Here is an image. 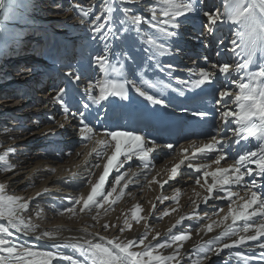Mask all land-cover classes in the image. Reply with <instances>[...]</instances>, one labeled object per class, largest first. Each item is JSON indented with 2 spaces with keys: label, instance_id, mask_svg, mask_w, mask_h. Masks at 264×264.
<instances>
[{
  "label": "bare ground",
  "instance_id": "obj_1",
  "mask_svg": "<svg viewBox=\"0 0 264 264\" xmlns=\"http://www.w3.org/2000/svg\"><path fill=\"white\" fill-rule=\"evenodd\" d=\"M158 1L161 2V0ZM41 2H43V0H4V7L0 9V60L3 57L5 61L8 62V55H10L8 52L18 45L14 44V41H18L17 39L26 43L25 45L27 48L34 51L33 54H31V57L36 58L35 53L40 51V45L37 43H40V41H38V34L33 29L37 26L38 28L45 27L47 30H53L58 27L57 30H54V32H56L53 34L55 38L52 36L49 39L50 41L54 39L60 41L61 50H66L67 52H65V54L67 55L71 53L67 56V60L65 61L68 66L64 68L55 67V65L59 66L58 64L60 61L56 64H54L53 60L49 61V58H47V61L41 52L42 60L39 65L22 66V68L17 71L22 70L23 72L18 73L16 71L18 74L11 77L10 81H13V84L11 85L6 82H0V85L2 87L5 86L7 90L12 87L20 88L13 91L9 90L8 93L6 92V96L0 100V106H2V104L4 106L0 107V112L5 110L4 112L7 116H11V113L9 112L14 105L17 109L23 108L22 112L20 109L15 110L16 112L20 111L19 114L21 115L18 116H26L24 120L13 119L15 115L13 117H8V119H10L8 120L9 125H7V123H0V146L4 143H12L13 141H17L15 145H18L28 139H35L36 134H41L44 131L46 127L45 123L48 126L52 125V127L57 126L58 123H62L65 127L47 129L50 132L55 133V135L48 134L46 137L48 136V139L53 141L54 144H58V146L61 145L56 149V152H58L56 155H45L35 152L33 146L27 148H19V146L12 147L15 149V152L11 154L16 158L12 161H8V164L14 165V167L8 171H4V168L0 167V184H3L5 194L16 195L28 199L30 207L26 212L22 213V215H24L26 222H31L33 225L37 226V232L35 235H24L12 229L11 231L14 234L11 237L6 238L15 241L18 244L23 243L25 245H30L34 250H52V240H39L36 239V236L43 231H50L56 237L55 243H67L71 242L74 238L98 239V237H106L109 240L117 238L121 241L126 239L138 240L140 235L145 232L149 234V240H151V238L159 232L161 235L158 240L163 242L167 238L170 229L174 234L190 230V237L184 242V247L181 251L185 253V260L189 259V254L195 258L198 253L195 251L193 252L192 250H194L197 245L203 244L204 242L218 236L223 230L224 225L214 227L213 231L210 233L206 230L200 231V227L204 224L222 219L224 215L228 214L230 207L237 208L241 206L247 198V190L243 186L231 185L226 187L230 188L232 192L237 193V196H233L231 200H229L225 193H221L225 198L216 199L215 196L218 191L217 189L214 190L212 198H210L205 204L203 198L207 196L208 193L206 191L207 185L202 178L203 171H213L217 166L228 167L229 165L234 164L239 154H243L244 151L257 150L256 143L250 140L247 142L241 141L239 146L233 144L232 140L234 138L231 136V133L222 127L223 122L220 120V116L214 114L207 118V123L209 124L207 127H204L205 123L195 124L196 126H199L197 133L184 143L174 145L173 149L170 150L163 146L166 144L173 145V139L169 142L165 138L166 141L164 140V144H161L160 140L152 139L151 135L153 134V128L140 131L141 127L137 128L140 119H129L130 114L136 116H140V114L130 105L121 109L120 106L122 105L120 104L119 97H108L107 100L101 101L99 105H92L91 102L87 100L83 90L88 83H95L97 79H105L104 72L95 64H92L87 72L83 70L84 67L88 66L89 61L96 55H103V48L98 46L92 38H84L79 31L81 27H84L85 22L91 20L92 14L90 13L88 16L80 15L77 17L79 14L71 13L69 10H66L65 5H67V0L64 3V7H61L57 0H52L50 6L43 11V16H45L44 21L39 18L38 20H41L40 23H38L39 25L33 24L31 27L32 30L29 28L32 33L28 36L26 35V37H20L17 34V30L20 29L21 25H25L24 21L21 23V17L26 15L30 16L29 12L31 11V6H39ZM80 2L81 0H78V3ZM205 2L203 0H198L201 11L209 10V12H213L214 7L212 6V0H205ZM101 3L102 0H83L82 6H86V9H83V11L89 8L95 9L99 7ZM117 5L114 6L116 7ZM155 5L157 7L159 6L157 3ZM219 5H222V0ZM123 6L127 7L126 5ZM211 6L212 8L210 10L209 8ZM148 8L152 7H144V10L142 9L139 12H142L143 15H147L148 13L146 12V9ZM205 21L206 17L200 14H195L191 15L188 21L182 24L180 28V37L176 42V44L181 47V53L178 56L161 57L160 63L162 66L173 64L179 66L180 69H187L188 67L193 66L194 60H196L198 67H204L205 65L203 62L196 58L205 55L208 56L210 61H213L218 65L224 62L229 63L233 70L237 63L244 62L245 57L237 59L233 55L234 61L232 64V55L227 54L224 51H221L220 57H214V52L220 50L217 47V40L220 36V32H224L226 36H229L227 41H229L230 38H234L231 28L226 24L217 27L215 29V36L209 38L210 47H215L213 51L208 48L205 53V48L201 43H198L194 39H190V37L198 35L199 31L203 30ZM141 29L142 31H146L144 26H141ZM90 36H92V34H90L89 37ZM34 41H37V43H34ZM227 41H225L226 45ZM74 48L77 49L78 56L75 55L73 51ZM113 48L109 55V64L111 67L113 63L119 66L115 58V53L121 50L117 42L114 43ZM137 48L138 51L135 56L136 65L129 67V62H126L125 64L123 71L126 78L134 81L143 91H146L148 94L154 95L159 99H164L162 95H166L165 103L169 105L168 107L173 111L172 114L175 115V121L173 122L174 129L181 117L183 119L188 118V115L182 113L177 107L185 101V96L188 94H186V90L185 96H180L177 93L178 89H182L183 86L178 83L176 78L186 79L185 72L183 70L176 71L173 73V77L175 78L168 77L165 73L154 68L155 62L147 59V54L144 51L143 45H137ZM17 55H20V53ZM20 60L22 61L23 59ZM1 64L2 63H0V68ZM18 64L16 62L10 67L15 68ZM80 64H82V67L77 68L76 66H80ZM39 70H41L40 74H47L48 72L56 71L58 74L67 77L68 84L65 88L66 95L64 96V102L69 106L70 113H78L80 109L81 111L83 110L86 117H88V113H92V115L85 120V123H89L90 126L95 128L99 135L94 137L91 141L82 139L79 136L78 131H74V129L77 128L78 119L70 114L66 118L60 104L53 102L54 97L59 93V90L58 92L56 90H51L49 95L46 94L49 97L42 92L45 90V86L50 82L52 75H48L49 80L44 84L45 86L40 85V90H38L40 93L44 94L42 95L44 96V99L35 104L34 102L30 104L27 103L26 105H22L23 103L19 104L20 102L18 100L21 95L16 97L14 91L20 93V91L23 90V92H25L29 89L30 85H25L27 87H16L19 84L16 83V81L18 79H28L30 82V79L32 80V78L34 79L38 75L37 73H39ZM81 70L85 72V77L89 79V82L85 81L84 85H80L79 81H76L67 75L68 72L79 71L80 73ZM252 70L256 69L253 67ZM246 71L247 70H244L239 76L232 71L231 76L226 79L240 82V80L244 79V73ZM142 75L144 80L155 84V88H149L146 84L142 83ZM1 78L2 77H0V80ZM108 78H115L111 72V68L109 69ZM244 82H246V80H244ZM82 83L83 82H81V84ZM219 86L221 90L230 91L233 98L238 92V89L235 86H226L225 80H219ZM2 87H0V91ZM129 89L134 90L131 86H129ZM3 90L5 89H2V91ZM157 93H160V95ZM53 94L56 95L53 96ZM92 94L99 95V88H94ZM22 101H24V99H22ZM206 101L207 98H205V103ZM84 104H89L87 110L83 108ZM208 105L209 107H213L212 103H209ZM228 107L236 110L235 105L231 103ZM49 117H54L57 123H53ZM36 122H38L40 126H38L36 131H32L33 126L37 128ZM228 123L229 127H236L232 118L229 119ZM218 124L221 125L219 128L217 127ZM111 130L134 132L142 137H146L149 146H151V141H155L156 144L161 147L156 148L149 154L148 159L151 163L147 169L143 167L142 162L136 157H134L133 160L126 162L124 167L120 169V172H125L131 169L128 176L125 177L126 180H129V186L124 189V195L114 206L108 208V206L105 205L104 208L98 210L100 213L99 216H97L96 209L81 212L79 205L75 206L74 213H69L66 209L73 207L71 203L72 200L79 198L81 195L86 197L90 193L91 185L88 184L87 181L91 180L95 183L102 174L103 165L106 163V157L98 158L96 152H93L92 149L95 147L97 152H99L103 148V145L98 144L97 141L106 139L103 134L106 131ZM171 134L172 133H170L169 136H171ZM212 136H216L217 140L227 137L229 141L223 145L227 153L226 162L221 161L219 165L213 163L216 153H196L194 147V144L203 147L205 144L211 142ZM38 142H40V139ZM184 150L187 151L185 152ZM6 151L7 150L0 155H3ZM19 151H22V153L17 155V152ZM107 151L110 154L112 149L108 148ZM185 156H187L188 159H186L184 164L178 169L177 175L174 178H170L171 168L178 164L181 159H184ZM50 158H52V160H49ZM121 159H123V157H121ZM96 164H99L100 167H95ZM189 164H192L193 167H188ZM197 165H205L209 167L206 169L202 168L197 172L195 168ZM252 167H255V165H252ZM73 173L76 175L73 176ZM186 173L187 175L182 179ZM116 174L117 173L114 170L109 176L108 184L105 186L106 190H109L108 185L111 184L113 177ZM198 178L201 181L199 185L195 183ZM256 179L260 181L261 178L257 176ZM248 180L249 178L245 177V181L247 182ZM164 181H168V183H164ZM174 181H176V184H171V182ZM211 182L212 178L209 177L208 183ZM123 183L124 182L122 181V184ZM176 185H178V187L175 193H178L179 197L182 195L181 199L176 201V203L172 202V204L164 201L162 195H165L166 192H163V190L166 189L167 186L174 187ZM37 193H40L41 195H37ZM232 200L235 201V204L231 202ZM136 205H140L144 209L141 216L145 217V219H142L139 222H137L133 216ZM197 205H199V207H197ZM221 209L222 211H220ZM159 211H162L163 216L160 217L157 215ZM166 211L168 214L164 215ZM247 211H252V209H248ZM205 214H207V218H205ZM197 215H201V217ZM181 217H185V219L177 225L176 222L180 220ZM188 217H192V219H188ZM253 219L257 223L260 221L259 216H256ZM125 220L132 224V228L127 229L125 227V230L121 232L120 228L124 227ZM0 222L6 223L3 218H0ZM225 223L231 224V218ZM242 223V221H238L237 226L242 225ZM105 224L109 225L106 229L103 227ZM113 225H115V227H113ZM174 225L176 226L173 227ZM92 234L98 235L97 237H93ZM232 239H235V237L227 238L226 241H221V243L231 242ZM259 239L261 242H264V237ZM152 242L156 243V241ZM142 247L143 246L138 245L134 250H140ZM249 247H252L253 254L256 257L254 264H260L261 257L258 245L254 242H249ZM238 250L241 249H233V251ZM56 251L61 255H68L73 256L75 259H82L81 254L70 247H60L56 249ZM160 251L162 254L167 255L171 254L172 249H163ZM227 252L228 250L226 249L219 256H213L210 261H203V264H222L227 258ZM0 255L7 254L0 252ZM65 261L66 260H53L52 264H62ZM66 262L70 264L69 261Z\"/></svg>",
  "mask_w": 264,
  "mask_h": 264
},
{
  "label": "snow or ice",
  "instance_id": "obj_2",
  "mask_svg": "<svg viewBox=\"0 0 264 264\" xmlns=\"http://www.w3.org/2000/svg\"><path fill=\"white\" fill-rule=\"evenodd\" d=\"M134 0H102L100 5V15H95L92 20V39L99 41L103 45V55H96L89 61L88 66L83 70L87 72L88 68L95 64L105 74L104 80L97 79L95 83H88L84 88V93L87 100L92 105H99L101 101L107 100L108 97H119L120 100H128L129 86L141 97L153 105H163L167 108L169 105L164 99H159L154 95L143 91L140 86L126 78L124 73L125 62H129L128 66L136 65L137 45H143L144 51L147 54V59L154 61V68L165 73L168 77H173L176 71H184L186 79L176 78L178 83L183 86L178 89L180 96H185V90H189L185 101L177 107L184 114L191 117L192 124H202L207 122L209 116L218 114L223 122L222 127L231 133L234 138L233 144L240 145L241 141H254L257 150L244 151L239 154L235 163L228 167L217 166L215 170L203 171L202 178L207 185L204 203L206 204L214 190L216 199H224L226 197L231 200L233 196H237L230 188L226 186L241 185L246 191V199L244 203L237 207L229 209L228 214L222 219L204 224L200 227V231L212 232L214 227L224 225L220 234L213 239H210L203 244H199L192 251L198 253L195 258L189 254V259L185 260L181 250L190 237V230L179 234L172 233L169 230L167 238L161 242L158 240L160 233L149 240L147 232L142 233L140 238L109 240L106 237H98V239L74 238L71 242L55 243L56 237L50 231H43L36 236V239H50L52 250H34L32 246L23 243H16L6 237H11L14 233L12 229L24 235H35L37 226L31 222H26L22 213L26 212L30 203L29 200L16 196L6 195L3 184H0V218L4 222H0V252L7 255H0V264H52L53 260H66L70 264H203V261H210L213 256H219L226 249L227 258L222 264H254L256 257L253 254L252 247H249V242H254L260 250L261 261L264 264V242L259 238L264 237V0H222L224 11L213 10L208 12L201 11L198 0H161L164 7L160 10L162 17L157 16L156 8H148L150 13L148 18L136 14L133 8L124 7L125 4H131ZM119 4L122 18H117L114 14L117 11L114 5ZM4 7V0H0V9ZM91 8L84 11V15L88 16ZM188 14V15H186ZM200 14L206 17L203 30L199 31L198 35L190 37L201 43L204 48H209V38L215 36V29L220 25H228L234 38L229 40L226 45L224 39L217 40L218 50L216 56H221V51L227 54L234 55L237 59L245 57L243 63H237L234 70L231 65L224 62L220 65L210 61L208 56H200L196 59L202 61L204 67H198L196 60L193 66L187 69H180L179 66L168 64L161 65L160 58L164 56H178L181 53V47L176 44L180 37V28L184 22H187L191 15ZM183 18V19H181ZM103 21V22H101ZM141 24H147L151 31H142ZM117 42L120 51L115 53V58L119 64V68L113 69L120 76V79H109V55L112 51L113 43ZM131 53V54H129ZM256 70H252V68ZM244 70V79L237 82L235 80H227L232 71L238 76ZM219 74V76H218ZM67 75L76 81L81 80V75L78 72H68ZM175 78V77H173ZM219 80H225L226 86L233 85L238 89V92L232 96L230 91L221 90ZM246 80V82H244ZM141 82L149 88H155V84L143 79ZM170 86V85H169ZM99 88V95H93L92 90ZM66 95L65 89L61 88L59 93L54 97L53 102L60 104L65 117L70 114L78 119L77 128L79 136L85 140H93L99 135L98 131L85 123V120L92 115L88 113V117L84 112L70 113L69 106L64 102ZM211 96L214 101V106L209 108L205 103V97ZM227 98V99H225ZM235 105L236 110L228 107L229 104ZM83 108L87 110L89 104H84ZM141 116L129 115V119H141ZM232 118L236 127H229V119ZM53 123H57L54 117H49ZM37 127L39 123L36 122ZM59 128H64L65 125L58 123ZM221 125H217L219 128ZM55 133H46V135ZM219 134V132H218ZM106 139L97 141L102 144L103 148L97 152L94 147L93 152H96L98 158L106 157V163L103 165V172L98 180L93 183L88 180L91 185L90 193L85 197L81 195L79 198L72 200L73 207L66 210L69 213L75 212V206H80V211L97 210L108 206H114L124 195V189L128 188L129 180L125 177L131 171L120 172L126 162L138 158L145 169L151 163L148 159L149 154L156 148L161 147L155 141H151V146L146 137L135 134L130 131H106L103 134ZM114 141V143H113ZM228 138L224 137L217 140L216 136H212L211 142L203 147L194 144L196 153H216L213 163L219 165L221 161L226 162V150L223 145L228 143ZM163 147L173 149V145L168 144ZM111 148L109 154L107 151ZM185 152L187 150H184ZM14 148H9L3 155H0V162H3L4 171L13 168L14 165L8 164L9 153H14ZM123 157V159H121ZM187 156L181 159L180 162L171 168V177L177 175L178 169L184 164ZM255 165V167H252ZM95 167H100L96 164ZM188 167H193L189 164ZM209 166L197 165L196 171L199 172L202 168L206 169ZM117 173L108 185L109 190L105 189L108 184V178L113 173ZM76 174L73 173V176ZM91 175V173H90ZM260 177V181L256 177ZM212 178V182L208 183V178ZM245 177L249 180L246 182ZM122 181L124 182L122 184ZM200 179H196L195 183L200 184ZM168 183V181H164ZM256 189V190H253ZM115 194V195H114ZM37 195H41L37 193ZM198 195V194H197ZM163 197V200H167ZM244 199V198H242ZM235 204V201H231ZM255 206V207H253ZM155 207V206H153ZM199 207V205H197ZM252 209V211H247ZM107 211V209H106ZM141 207L136 205L133 216L137 222L145 217L141 216ZM222 211V209L220 210ZM39 214V213H38ZM167 211L164 215H167ZM259 216L260 221L257 223L253 218ZM207 218V214H205ZM231 218L232 223L225 222ZM181 217L176 222L177 225L184 220ZM192 219V217H188ZM242 221V225L237 226V222ZM174 225L173 227H175ZM106 229L109 225L105 224ZM115 227V225H113ZM132 228V224L125 220L124 227L120 228L123 232ZM251 233V234H249ZM247 234V235H245ZM97 237L98 234H92ZM235 237L231 242L226 241L227 238ZM152 241H156L153 243ZM143 246L140 250H134L137 246ZM60 247H70L81 254L82 259H75L73 256L61 255L56 249ZM241 249L233 251V249ZM172 249L171 254H162L160 250Z\"/></svg>",
  "mask_w": 264,
  "mask_h": 264
},
{
  "label": "rangeland",
  "instance_id": "obj_3",
  "mask_svg": "<svg viewBox=\"0 0 264 264\" xmlns=\"http://www.w3.org/2000/svg\"><path fill=\"white\" fill-rule=\"evenodd\" d=\"M51 1L50 0H43V2H41V4H39V6L32 5L31 8H30L31 11L29 12L30 13V16L26 15V16L21 17V23H23V21H24L25 22V25H21L20 29L17 30L18 31L17 34L20 37H23V36L26 37V35L28 36L30 33H32L29 30V28H31L33 24L34 25H39L38 23H40V21H41V20H38L39 18L42 19V21H44L45 16H43L44 15L43 14L44 13L43 11L46 10L50 6ZM82 1L83 0H81L80 3H77L76 2L75 3L76 5L73 7L71 0H67V5H65V8H66V10H69V12H71V13H77V14H79V15H77V17H79L80 15H84L83 9H86V6H82ZM203 1L205 2V0H203ZM220 1L221 0H212V6L214 7L215 10H218L219 9L218 11L223 12L224 11L223 4L222 5H219L220 4ZM57 2H59V5L61 7H64V3L66 2V0H57ZM156 3H157V5H159L158 7L155 5ZM100 5H99V7L95 8V9H91V12H90L92 14L91 20L88 21V22H85L84 27H81L79 29L80 33L83 35L84 38H86V37L92 38V36L89 37V35L92 34V31H91V29H92V20L94 19V16L95 15H100L101 14L100 13ZM125 5L127 7L133 8L136 14L142 15V17H144V18H148L150 16V13L147 12V11H146L148 13L147 15H143L142 12H139L142 9L144 10V7H152L153 8V6L155 5L154 8L157 9V16L158 17H162V13H161L160 10L164 7V5L162 4V2H159L158 0L157 1H155V0H134L133 3H131V4H125ZM212 6L209 8L210 10H211ZM120 7L121 6H119V5L116 6L117 11L115 12L114 15L117 18H122V14L119 11V8ZM207 11L209 12V10H207ZM34 17H35V19H34ZM101 22H103V21H101ZM53 23H55V22H53ZM141 26H144L146 28L145 29L146 31H151L149 29V26L147 24H141ZM57 29H58V27L54 28L53 30H47L45 27L38 28V26H37L33 30L38 34L37 35L38 36V39H39L38 41H40L41 44L39 42L37 43V41H34V43H37L38 45H40V52H42L43 55H44L45 52H44L43 44L48 41V44H49V49L47 51L48 52V55H51V58H52L53 61H56V60L60 61V66H63V65H66L67 62L65 63V62L62 61L63 60L62 58L60 59L61 54H63L64 57H65V59H66L67 56L69 54H71V53H69L68 55L65 54V52H67L66 50H60V52H58L57 50H58V48H60L61 42L58 41V40H56V39L50 41V39H49L50 37L53 36V38H55L53 34L56 33V32H54V30H57ZM31 30H32V28H31ZM228 37L229 36H226L224 32H221L220 33V36L218 37V39H224L225 41H227L228 40ZM17 40L18 41H14V44L15 45L16 44H19L21 42L19 39H17ZM94 42H96L98 46H100L101 48H103V45L99 41H94ZM114 43H113V47H114ZM228 43H229V41H227V44ZM25 44L26 43L21 42L19 45L20 46L27 47ZM209 48H210L211 51H213L215 47H212V48L209 47ZM207 49L208 48H205L204 49L205 50L204 51L205 53L207 52ZM73 51H74L75 55H77V53H78L77 49L74 48ZM73 51H72V53H73ZM216 52L217 51L214 52V54H215L214 57L215 58L217 57L216 56ZM19 53L22 54V52H19ZM74 53H73V55H74ZM135 59H136V57H135ZM47 61H48V59H47ZM233 61H234V58H233V55H232V61H231L232 64H233ZM82 64H84V63H82ZM82 64H80V66H82ZM1 65H2L1 66V70L2 71L0 73L1 74L0 77H2V78L5 77V78L4 79L1 78L0 82H6V83H9V85L13 84V81H10V80H11V77H14L16 74H8L9 71H7V70H11V69H9V68H11V67H9L10 66L9 64H7V65L1 64ZM17 68L18 69L22 68V64H18L17 65ZM17 72L19 73V71H17ZM48 73L46 75H53L54 72H48ZM39 81L41 82V79ZM16 83H19L17 87H27L28 85H30V82H29L28 79H18L16 81ZM25 85H27V86H25ZM0 87H2V86L0 85ZM2 89H5V90L2 91ZM17 89H20V88H17ZM9 90H12L13 91V90H15V88H11ZM9 90H7L5 86H3L1 88V91H0V93H1L0 94V100H2L4 98V96H6V94L9 92ZM54 95H56V94H53V96ZM15 96L17 97V94ZM47 97H49V96H47ZM0 104H1V102H0ZM12 104H15V103H12ZM2 106H3V104H2ZM2 106H0V107H2ZM5 107H7V106H5ZM14 109L17 110V107H15L13 105L12 109L9 112V113H11V116H7V114L4 113V115H3L4 117L3 116L0 117V123H4V124L7 123V125H9V122H8L9 119H8V117H13L14 115H15V117L13 119H20V120H24L25 119V117H26L25 115L24 116H18V115H21L19 113H20V111L22 112L23 110H20L19 112H16V111H14ZM42 125H44V124H42ZM208 125L209 124H207V122H206L204 127H207ZM45 126L46 127H45L44 131L41 134L38 133V134L35 135V139H32V140L28 139L29 141L28 140L27 141H24V142H22V143H20L18 145H15L17 143V141H13L12 143H4V144H2L0 146V154H2L5 150L8 151V149L9 148H12V147L19 146V148H22V147L27 148V147L33 146L34 149H35L34 150L35 152H38V153H41V154H45V155L46 154H48V155H56L58 153V152H56V149L58 147H60L61 145L58 146V144H54L53 141H50L48 139V136L46 137V133H49L50 132L49 130H47L49 128L58 129L59 127L58 126L52 127V125L48 126L46 123H45ZM37 129H38V127L36 128V127L33 126L32 131H36ZM34 134H35V132H34ZM39 139H40V142H38ZM67 140H69V139H67ZM12 144H14V145H12ZM21 153H22V151H19V152H17V155L18 154H21ZM14 158H16V157L14 155H12L11 153H9L7 162L8 161H12ZM49 160H52V158H50ZM0 167H3V162H0ZM186 175H187V173L184 174V177H182V179H184ZM172 183L176 184V181L171 182V184ZM177 187H178V185H176L174 187L167 186L166 189L163 190V192H166V194L165 195H162V199H163V197H167L168 199L167 200H164V201H167L168 203H171V204H172V202L173 203H176V201H179L181 199L182 195H180V197H179V194L177 193L178 194L177 195L175 193L177 191ZM141 209H142L141 213H143L144 212V209L142 207H141ZM192 213H194V212H192ZM157 215L160 216V217L163 216L162 215V211H159ZM197 216H200L201 217V215H197ZM193 218L196 219L195 217H193ZM62 264H69V263L65 261Z\"/></svg>",
  "mask_w": 264,
  "mask_h": 264
}]
</instances>
